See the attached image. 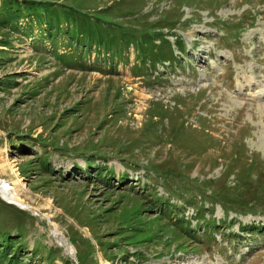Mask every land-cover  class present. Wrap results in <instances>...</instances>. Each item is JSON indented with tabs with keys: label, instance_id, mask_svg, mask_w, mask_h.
Returning a JSON list of instances; mask_svg holds the SVG:
<instances>
[{
	"label": "rangeland",
	"instance_id": "374dc122",
	"mask_svg": "<svg viewBox=\"0 0 264 264\" xmlns=\"http://www.w3.org/2000/svg\"><path fill=\"white\" fill-rule=\"evenodd\" d=\"M262 4L0 0V177L25 184L22 197L34 209L0 195V264H18V249L20 264H264V229L246 231L239 242L224 233L264 214L226 215L211 200L212 190H227L232 199L264 203ZM121 5L149 21L182 7L188 25L175 32L186 50L168 36L180 61L148 64L145 74L135 68L141 61L133 45L120 58L118 25L131 23ZM249 10L262 18L254 23ZM167 46L161 39L151 57ZM103 56L120 61L114 67ZM248 155L262 161L248 165ZM179 185L189 193L182 197ZM178 213L196 230L178 239L187 250L173 243L174 227L188 225L173 221ZM212 219L221 230L208 232ZM51 222L75 254L51 237Z\"/></svg>",
	"mask_w": 264,
	"mask_h": 264
},
{
	"label": "trees",
	"instance_id": "16d2710c",
	"mask_svg": "<svg viewBox=\"0 0 264 264\" xmlns=\"http://www.w3.org/2000/svg\"><path fill=\"white\" fill-rule=\"evenodd\" d=\"M126 4H127V1H126ZM262 5H264V4H262ZM121 6H123L125 8V10L122 14L127 13L128 15H130V19H125V20L130 21L131 23H128L126 26L118 25L122 30L121 47L119 49V55L122 57H120V58H125L126 51L128 50V48L131 45H133L135 47V49L137 50V53H138L137 54V61L138 60L141 61V69H139L137 67L138 62L135 64V68L138 69L139 71L145 73V74H149V68L147 67L148 64H149L148 66H150L151 69L152 68L155 69L156 65H158L159 63L164 64V65L167 62H170V64H174V63L177 64L180 61V59L177 57V54L175 53V48H174L172 42L168 39L167 35H172V36L178 37V35L175 32L176 29L188 25L187 23H185L188 20V18L184 17L185 12H184L182 7H180L179 10H177L178 15H176V16H173V15L171 16V15L167 14L163 17H160L158 20L149 21V20L141 17L140 10L138 8H133V7L130 8V6H127V5H126V7L124 5H121ZM249 12H251V10H249ZM252 14H253V17H254L253 19H254V23H255L259 18H262L263 12L262 11L253 12ZM213 17H215V16L213 15ZM243 29H244L243 26L239 27L238 30L236 31V33L232 37L235 40H239ZM226 30L227 29L225 28V31ZM161 39L165 40L169 44V46L165 47L161 51L158 58H153V57H151V54H153V52H154V47L160 44ZM158 41H160V42H158ZM179 48L182 49V51L185 50V44L181 39H179ZM85 56L86 55H83L81 58L76 60L69 67H72V66L77 65V64H82L84 62ZM120 58L115 59V56H111L110 58H106L104 56L101 57L102 62H104L105 64H110L114 67L118 64V62L120 61ZM150 63L152 66L150 65ZM142 68H144V69H142ZM96 69H101V66H97ZM161 76H159V78ZM159 78H157V79H159ZM156 110L158 113H162L164 111L162 106L161 107L159 106ZM209 116H210V113H207L206 118H208V120L211 119V116L210 117ZM182 133L183 132L175 135V138H180ZM210 138L215 139L214 137H211V136H210ZM242 145H243V143H242ZM235 157L237 158V156H235ZM236 158H234V159H236ZM247 160L249 162L248 165H252V166L256 165V162L262 161L256 157L253 159L249 155L247 156ZM99 175L101 176L102 173H99ZM126 175H123V181L122 182H124L128 178V177H126ZM177 176L180 178L179 183H181V182H184L183 178H185L187 176V174L185 175V173H183V171L178 170ZM259 176H255V178H259ZM176 186H178V185H176ZM179 188H181L182 197L184 195H186L187 193H189V190L188 189L186 190L185 188H183V185H179ZM201 188H203V187L201 186ZM212 192H214L213 197L211 199L212 202L219 201L220 204L222 205V208H223L224 213L226 215H229V213H231V212H234L237 214H249V213L256 214L259 211L262 214H264V211H263L264 210V203L261 206H258V203H256L254 200L232 199V196H230V194L227 190H225V191L212 190ZM170 204H172V203L170 202ZM260 208H263V210H260ZM207 209L208 208H203V206H202L198 210V212L200 213V218L202 220H204V222H206L207 220H205V216H203V214H205V210H207ZM161 212H164V211L161 210L160 213H159V210L154 211V213H156L157 216L160 215ZM179 213H178V218H176V215H175V217H173V221L175 223L179 224L180 218H182L183 222H188V225H187V228L185 230H181V231L178 229V227H174L175 228L174 237L176 238V240L173 243L177 242L178 249L187 250V248H189V247L185 246L184 243H180L178 241V239L182 235H186L189 238H194V234H195L196 230H194L192 228L191 221L188 220V218H186L185 216L179 215ZM208 221L210 223L213 222V225L211 226V230L210 231L207 230L208 232L211 233L213 227H216L215 228L216 230L222 229L221 224H218V222L215 219L208 220ZM174 222L172 224H174ZM229 224H233V221L230 220ZM239 228H240V226H239ZM262 229H264V223L263 224L262 223H260V224H244L241 226L240 232L229 231L228 233H226V232H224V233L227 236L232 234L234 241L239 242L241 239H243L242 234L244 233L243 235H245L246 231L256 230V232H260ZM211 238H212V236H208V239H211ZM168 239H170V237L167 238V240ZM11 248H12L11 246L7 245L3 250L4 255H8L11 257V254H12ZM21 250L22 249H18L15 253H13V255L15 256V259H18V261H17L18 264L21 263V262L19 263V256L21 254ZM134 253H137V252H134Z\"/></svg>",
	"mask_w": 264,
	"mask_h": 264
},
{
	"label": "bare ground",
	"instance_id": "6f19581e",
	"mask_svg": "<svg viewBox=\"0 0 264 264\" xmlns=\"http://www.w3.org/2000/svg\"><path fill=\"white\" fill-rule=\"evenodd\" d=\"M2 158L4 159V157H2ZM0 167L2 168V167H4V165L1 164ZM4 169H5V167H4ZM25 186H26L25 184H17L15 186L11 185L7 180L2 179L0 177V195L3 198H5L9 203L16 204L20 208L34 210L33 206L30 203H28L25 199H23V197H22V191L25 190ZM52 205H53L52 202L48 200L46 203V208H50ZM45 216L50 217V218L52 217V215L51 216L45 215ZM51 224L53 225L50 229L51 237L54 238L56 240V242L61 247L62 246L65 247L64 250L68 254H71V255L75 254V248L68 241V239L63 234V232L60 230V227L58 226V224L55 222H53V223L51 222Z\"/></svg>",
	"mask_w": 264,
	"mask_h": 264
}]
</instances>
